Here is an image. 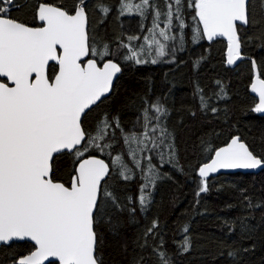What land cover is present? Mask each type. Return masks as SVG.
I'll list each match as a JSON object with an SVG mask.
<instances>
[{
	"label": "snow or ice",
	"instance_id": "1",
	"mask_svg": "<svg viewBox=\"0 0 264 264\" xmlns=\"http://www.w3.org/2000/svg\"><path fill=\"white\" fill-rule=\"evenodd\" d=\"M70 5L65 0H35L36 23L29 25L14 18L13 12L31 4L0 0V245L33 242L31 250L13 264H104L100 225L108 224L115 235L119 223L112 217L116 212L127 211L133 218L137 210L147 212L157 182L167 176L148 153L168 163L176 160L175 136L166 124L170 113L160 98L152 103L144 101L143 130L139 134L124 133L119 117L109 120L107 113L89 129V117L114 90L121 62L160 63L159 58L168 56L169 51L157 36L174 42L173 55L177 46L183 50V29L190 27L185 23L186 6L194 9L192 19L197 25L191 27V40L226 38L228 65L244 58L242 45L252 39L242 38L241 29L257 23L256 0H191L187 5L186 0H163V6L158 0H120L119 15L151 18V28L143 45L134 46L132 42L141 37L129 35L127 43L119 41L113 48L103 38L98 40L89 24L92 10H98L103 23L112 11L110 5L105 0H70ZM259 5L264 10V0H259ZM162 23L166 27H161ZM154 48L156 57H152ZM251 63L257 67L255 59ZM202 91L197 86L201 111L215 113L217 109L209 105L211 97L206 98ZM251 92L258 97L252 111L264 114V79L259 70ZM191 114L195 116V112ZM115 128H121L127 152L109 162L89 155L113 148L115 133L109 134V130ZM107 155L111 157L112 153ZM143 160L148 161L146 167ZM62 162L70 163L72 169L67 183L61 177ZM258 168H264V157L254 154L236 135L215 150L210 163L198 168L201 180L196 196L209 193L211 174ZM134 169L140 170L141 183L135 201L126 196L125 203L114 181L116 177L133 180ZM244 199L249 208L264 207L254 205L247 196ZM133 203L138 208L132 207ZM174 225V235L181 239L173 243L176 253L183 255L192 248L191 224L178 218ZM225 227L230 235L235 222L226 220ZM158 228L157 219L145 227L141 247L148 236L155 239L160 235ZM249 231V225L241 221V235ZM158 243L159 248H152L157 264H174L175 253L164 249L163 237ZM238 251L231 249L227 255L235 261ZM142 259H134L131 264H141Z\"/></svg>",
	"mask_w": 264,
	"mask_h": 264
},
{
	"label": "trees",
	"instance_id": "2",
	"mask_svg": "<svg viewBox=\"0 0 264 264\" xmlns=\"http://www.w3.org/2000/svg\"><path fill=\"white\" fill-rule=\"evenodd\" d=\"M160 1L163 2L158 0V3ZM18 2L31 4L32 7L14 11V18L29 25L35 24V0ZM51 2L56 3L57 0ZM105 2L112 7V11L103 23H100L98 10H92L89 16L90 27L94 28L97 39L103 38L115 48L119 41L127 43V36L138 35L141 39L132 44L143 45V38L151 28V18L144 20L137 14L119 15L120 0ZM190 2L186 0V5ZM65 3L71 6L70 0H65ZM193 11V8L185 7V22L190 27H186L184 48L175 63L164 67L162 63L136 65L131 61L121 62L123 73L112 95L88 119V127L92 129L105 113L109 120L118 116L124 133L134 131L139 134L143 130L144 101L152 103L160 98L170 113L166 118L167 127L175 136L176 160L168 163L158 157L155 163L152 162L167 176L157 182L147 212L137 210L134 218L127 211L116 212L112 217L114 222L119 223L115 235L108 224L100 225L104 264H131L141 257V264H157L152 248H159L161 237L164 249L175 253L174 264H264V207L249 208L248 201L244 199L247 196L254 205L264 204V170L257 175L234 174L211 178L209 193L196 196L201 180L198 168L210 162L215 150L226 146L234 136L239 135L254 154L264 157V116L252 111L258 101L250 92L255 76L252 59L256 60V68L264 79V67L261 66L264 61V10L256 0V26L241 29L242 38L252 37L244 42L241 49L249 60L233 68L226 65L227 43L223 38L211 42L206 38L199 42L191 40V27L197 26L192 21ZM199 27L202 28V25ZM257 28L262 31H257ZM197 86L203 90L200 94L211 97L209 105L217 109L215 113L201 111ZM121 128L109 130V134L115 133L113 148L105 149L104 153L93 151L89 155L94 154L109 162L115 155L126 153ZM108 152L112 153L111 157ZM147 164V160L142 161L144 167ZM61 168V177L67 183L72 170L70 163L62 162ZM134 171L136 178L131 181L115 178L114 185L121 200L132 196L135 201L141 180L140 170ZM124 202L127 203L126 200ZM132 207L138 208V205L133 203ZM178 218L191 224L192 248L183 255L176 253L177 245L173 243L181 239L180 235H174V222ZM153 219L158 220L160 235L155 239L148 236L146 245L141 247L145 243L141 238L144 229ZM226 220L235 222V230L230 235L225 227ZM241 221L250 227L244 236L240 232ZM31 248L32 244L27 242L0 246V264H13ZM231 249L240 250L235 261L227 255Z\"/></svg>",
	"mask_w": 264,
	"mask_h": 264
},
{
	"label": "water",
	"instance_id": "3",
	"mask_svg": "<svg viewBox=\"0 0 264 264\" xmlns=\"http://www.w3.org/2000/svg\"><path fill=\"white\" fill-rule=\"evenodd\" d=\"M89 24H90V22H89ZM218 38H220V37H218ZM218 38H216V39H218ZM223 39L226 41V38H223ZM226 43H227V41H226ZM243 57H244V58H243L242 60H238V61L236 62V64H234V65H228V64H227V49H226V65H227L228 67H230V68L236 67V66L240 65L242 62L249 60V59H248L247 57H245L244 55H243ZM122 73H123V68H122L121 73L118 74L117 79L114 80L113 88L115 87V84H116L117 80L119 79V77L122 75ZM256 73H257V68H255V76H256ZM255 76H254V78H253V82H255ZM253 82H252V83H253ZM250 92H251V87H250ZM112 93H113V92H112ZM112 93L109 94V97L112 95ZM251 94H252V96H253L254 98H256L257 101H258V97H257L254 93H252V92H251ZM260 114H261V113H260ZM261 115L264 116V114H261ZM242 142H243V141H242ZM229 143H230V142H229ZM98 158H100V157H98ZM101 159H102V158H101ZM105 161H106V160H105ZM106 162H107V161H106ZM210 162H211V161H210ZM210 162H208V163H210ZM263 170H264V168H258V169H254V170H244V169L222 170L220 173L211 174V175L209 176L208 179H211V178H217V177L222 176V175H234V174H253V175H257V174H259L260 172H262ZM25 242L30 243V244L33 243V242H30V241H27V240H25V241H14L13 243H25ZM0 246H2V245H0ZM9 246H10V245H9Z\"/></svg>",
	"mask_w": 264,
	"mask_h": 264
},
{
	"label": "rangeland",
	"instance_id": "4",
	"mask_svg": "<svg viewBox=\"0 0 264 264\" xmlns=\"http://www.w3.org/2000/svg\"><path fill=\"white\" fill-rule=\"evenodd\" d=\"M160 6L163 5V2L160 1L159 3ZM192 21L194 22V25H195V21L192 19ZM176 23L175 19H174V24ZM186 23V22H185ZM162 27V26H161ZM163 27H166L165 24H163ZM186 32V28L183 29V35L185 34ZM173 33L175 34L176 33V29L174 28L173 29ZM157 39H160L161 40V43H164L166 45V50L169 51V55L168 57H175L177 58V56L182 52V50H179L178 46H177V50L175 51V54L173 55L171 49L173 47V44L174 42L173 41H164L162 38H160L159 36H157ZM152 57H156V51H155V48L153 49V52H152ZM165 58V57H164ZM157 158L158 156L154 155L153 157V160L152 162L155 163L154 161H157Z\"/></svg>",
	"mask_w": 264,
	"mask_h": 264
},
{
	"label": "flooded vegetation",
	"instance_id": "5",
	"mask_svg": "<svg viewBox=\"0 0 264 264\" xmlns=\"http://www.w3.org/2000/svg\"><path fill=\"white\" fill-rule=\"evenodd\" d=\"M160 59V63H162L161 65L164 66V67H167L168 63H165L164 61H168V60H176V58L174 57H168L166 56L165 58H159ZM175 63V62H174Z\"/></svg>",
	"mask_w": 264,
	"mask_h": 264
}]
</instances>
